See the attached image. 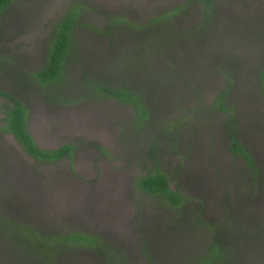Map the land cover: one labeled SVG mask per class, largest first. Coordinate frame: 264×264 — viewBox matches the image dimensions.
<instances>
[{"label":"rangeland","instance_id":"374dc122","mask_svg":"<svg viewBox=\"0 0 264 264\" xmlns=\"http://www.w3.org/2000/svg\"><path fill=\"white\" fill-rule=\"evenodd\" d=\"M79 1L63 80L42 86L33 74L56 21ZM214 4L208 19L200 0H15L0 13V89L25 104L39 146L75 150L39 162L0 131V264H47L45 250L3 232L4 220L100 242L61 251L54 264H111L108 244L116 264H264V0ZM126 83L148 108L150 132L133 105L99 90ZM228 114L260 166L248 167L251 183L222 129ZM152 149L184 194L177 208L139 188ZM214 241L220 256L208 258Z\"/></svg>","mask_w":264,"mask_h":264},{"label":"trees","instance_id":"16d2710c","mask_svg":"<svg viewBox=\"0 0 264 264\" xmlns=\"http://www.w3.org/2000/svg\"><path fill=\"white\" fill-rule=\"evenodd\" d=\"M15 0H0V13L8 7ZM204 3V15L206 19H208L210 15L216 13L217 8L214 4V0H200ZM78 3L71 5L69 9H67L63 15L56 21V24L53 28L52 38L49 45V50L46 55V60L44 66L34 73L35 80L42 86L49 85L54 86L55 84H59L63 79L66 63L70 57V51L72 48V34L81 24L80 16L83 5ZM216 10V11H215ZM119 19L117 17H112L109 25H114V23L118 22ZM110 28V27H109ZM258 77L260 79V83L258 87L262 91H264V70L258 73ZM99 90L101 93L105 95V97L114 98L119 102L128 103L133 105L138 113L136 114L135 124L142 128V132L145 131L143 129L144 121L149 127L147 132L151 131L154 125L148 124L146 122V117L149 113L148 108L138 96V94L134 93L135 91L130 87L128 83L126 85L119 86H105L100 84ZM134 92H133V91ZM225 91L220 92V97L225 96ZM2 97H9L12 101V105H6L1 101ZM219 97L220 106L223 105L222 98ZM66 102H69L68 99H65ZM28 109L25 104L19 100L12 97L6 91L0 89V131L5 134L11 135L14 141L24 150L26 154L36 159L39 162H55L62 159H71L74 154V145L70 143L62 144L54 149L43 148L39 146L34 136L31 134L28 123H27ZM226 121H224L222 129L227 132L229 143L231 144V149L235 154L241 155L245 160V168L242 171L244 175V181L249 180V182H253L251 179V170L258 172L255 167H260L255 164L253 159L250 157L249 152H247L246 148L243 147L241 142H239V131L235 128L234 117L233 114H228L226 117ZM136 121H138L136 123ZM142 122V127L141 123ZM158 128V127H157ZM141 131V129H139ZM169 131H159L157 135V139L160 136H167ZM176 144H174V147ZM150 159H152L153 165L152 169L147 171L145 174L141 175V177L137 178V183L139 188L146 192L149 195L156 196L165 200L169 203L173 208L181 205L183 200L185 199L184 194L181 190L174 184V188L170 186V178L168 175L163 172L161 166L158 161H156L155 150L152 149L150 151ZM173 180V179H172ZM249 190L250 189L246 187ZM229 193H227L226 198H228ZM3 232L12 234L14 238H18V242H20L25 249L31 250H45V257L42 256V261H45L47 264H54V257L60 253L61 251H67L70 247L76 246H86V245H94L96 247H100V242L96 240V236L89 235L83 232H75V233H65L59 235L57 237H53L52 235L46 234H38L31 228H23L20 224H13L8 220H4L3 223ZM215 238L217 237L218 232L213 231ZM213 235V236H214ZM207 256L208 258L220 256V247L222 244L218 241L211 242L206 245ZM108 249L107 255L109 260H111V264L117 263V258L112 253L111 245L108 244L104 246ZM197 264H209L208 262L200 261Z\"/></svg>","mask_w":264,"mask_h":264}]
</instances>
